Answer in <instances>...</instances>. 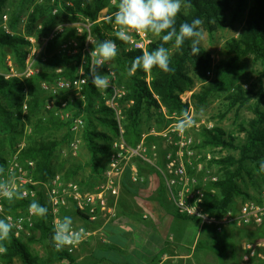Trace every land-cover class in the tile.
Listing matches in <instances>:
<instances>
[{
	"label": "trees",
	"instance_id": "trees-1",
	"mask_svg": "<svg viewBox=\"0 0 264 264\" xmlns=\"http://www.w3.org/2000/svg\"><path fill=\"white\" fill-rule=\"evenodd\" d=\"M8 1L0 0V18ZM21 1L34 2L25 25L28 35L38 27L36 36L43 37L56 25L74 24L80 18L88 21L90 26L89 32L85 30L82 34L74 28L67 29L65 33L48 42L46 58L37 63L38 73L25 79L5 78L0 75V136L2 137L0 164L5 166L6 171L10 162L15 159L27 168L28 175L33 181L46 182L59 174L64 181H73L85 191H92L96 183L100 182L109 152L108 144L119 135V128L115 110L108 107L105 101L99 105L95 104L96 99L102 97L100 90H97L91 81L90 57L88 53L83 54L82 51L89 35L95 43L106 39L114 40L120 49L115 59L117 73L114 75V80H111L118 89L124 91V95L117 100V107L120 110L122 137L130 146L138 143L142 133L149 131L152 119L156 122L154 129L160 131L173 122L166 116L179 117L182 110H188V105L182 104L179 96L190 91L194 85L190 71H194L196 76L203 80L199 91L193 92L190 97L195 111H200L211 97L222 93L225 94L227 109L247 108L251 117L239 124L236 136L226 135L218 127L203 128L195 135L199 140L196 148L203 151L219 148L220 151L236 152L235 156L228 154L224 158H212L209 163V167L215 166L218 176V181L211 185L216 189V194L207 197L205 202L206 210L210 215L220 218L226 211L236 210L237 198H241L243 203L258 201L260 192L264 190V172L260 171L258 163L264 159V0H250L243 28L236 39L224 45L227 58L220 60L211 68V79L206 77V72L210 69L208 56L203 50L198 56H193L190 41H186L181 48H174L172 51L171 43L165 45L171 51V72L163 73L159 69H153L152 73L148 74L138 70L134 75L129 76L128 70L132 60L143 53L139 50H126L128 44L121 42L115 36H110L114 25V20H110V17H113L117 10L118 0H115L114 5H111V0H70L71 6H66L65 0H41L40 3H35L36 0ZM186 2L191 7L186 10L187 15L182 8L177 18V29L181 23L185 21L190 23L199 18L202 21V31L212 35L238 21L244 13L248 0H186ZM54 7L59 9L52 14ZM105 9L107 11L101 17V12ZM20 16V9L9 16V28L15 32L14 34L0 28V56H4L5 51H10L21 70L24 68L25 49L29 43L25 37L16 33ZM71 39L79 43V52L53 54V48L57 44ZM161 44L163 41L156 37L146 50H155ZM82 61L85 62L84 65ZM81 69L85 70L87 80L82 90L84 109L79 110L66 122L56 118L53 112L47 111L48 113L43 114L48 96L43 91L42 84L52 83L57 77L73 79ZM147 75H149L148 83L145 80ZM104 91L110 99L113 91L110 88ZM69 107L67 106L66 109ZM77 117L83 120L81 139L88 157L85 167H89L88 176L82 177L79 175L83 169L80 165H70L64 169L63 164L58 166L55 162L56 152L61 144L68 145L71 140L70 129L67 128H70L72 120ZM26 127H29V133H26ZM64 128L67 129L64 138L60 141L55 139L53 132ZM26 134H29L30 141L19 149V141ZM152 141L154 138L147 140L149 143ZM29 162L33 164L32 167L27 165ZM128 176L127 171L122 186L132 192L134 187L128 183ZM32 200H37L46 207L42 191H37L36 198H24L12 204L5 203V211L14 216L24 214ZM66 215L73 218V225L79 223L78 214L72 206L62 210L61 218ZM173 216L176 219L198 223L196 219L175 212ZM47 219L48 217H36L31 230L32 236L27 239H15L12 235L10 242H6L7 252L0 254V264H15L16 260L20 264H53L63 257L69 258L71 264H102L100 261L77 262L76 254L70 256L55 252L52 244V229ZM204 230H210V235L220 238L221 232L217 233L212 228H203L202 231ZM33 243H40L45 248L44 257L32 253L30 247ZM49 250L54 251V255L49 254Z\"/></svg>",
	"mask_w": 264,
	"mask_h": 264
},
{
	"label": "built area",
	"instance_id": "built-area-1",
	"mask_svg": "<svg viewBox=\"0 0 264 264\" xmlns=\"http://www.w3.org/2000/svg\"><path fill=\"white\" fill-rule=\"evenodd\" d=\"M65 2L66 6L72 5L70 0H65ZM87 31L89 32V30ZM6 32L9 33L8 31ZM60 32H62L61 27L53 28L44 38L45 44L54 39ZM90 41L91 37L88 35L83 49V52L86 51L88 54L91 52L88 48ZM150 42L148 35H135L133 41L128 44L127 49L131 48L143 53ZM69 45L74 48L68 54L77 53V41L71 40L68 44H64L62 46L63 51ZM43 48L39 49L35 46L31 48L21 74L12 73L4 77L25 79L38 73L37 58ZM82 64H84V61H82ZM85 74L83 69H81L79 74L73 79L68 80L63 77H57L52 83H43L42 89L48 96L44 106L45 110L55 111L56 108H59L63 111L60 118L62 120H70V115L65 113L68 102L62 100L58 95L60 92H82L87 84ZM211 76L212 69L210 68L206 72V77L211 78ZM111 78L114 80V77ZM145 80L147 83L149 82V75H147ZM109 88L113 91V95L108 99L106 105L115 110L119 135L108 144L109 152L104 163L105 167L102 171L100 182L92 191L81 189L73 181H64L59 174L46 182L33 181L28 175L27 168L19 164L15 159L10 162L8 167L7 173L16 178L18 185L26 193L25 198H36V192L42 191L45 205L49 210L47 221L52 229V234H54V221L61 218L62 210L72 206L78 214L79 223L73 226L76 229L83 227L87 232L86 239L79 246L71 249L65 248L60 252L54 249L55 252L73 256L93 236L102 237L103 226L118 217L115 199L118 197L120 188L125 181V173L128 171V183L132 186L144 182L134 162L147 165L156 171L162 180L164 190L174 212L178 215L198 220L200 230L212 228L217 233H220L225 227L230 225L260 226L263 224L264 190L260 192L258 201H248L240 204L236 210H228L220 218L208 213L205 202L208 199L207 197H213L216 194V189L211 187V185L218 181L215 166L209 167L212 157L210 153L196 148V142L190 131L181 134L176 130L175 121L178 117L175 115L166 116V118L173 120L166 128L160 131L150 129L141 134L138 143L134 146L128 145L122 137L123 129L120 124V110L117 107V100L124 95V91L118 89L113 83H111ZM191 94L192 91H188L179 96L181 103L188 105V108L191 107ZM82 128L83 120L81 117L72 120L70 131L73 134L78 133ZM26 130L28 133L30 132V129ZM149 138H154V141L147 142ZM80 145V140L76 139V136H72L68 149L73 154H76ZM23 146V144L20 145V148ZM27 165L29 167L33 166L31 162L27 163ZM5 203H7L6 200L0 199V218L11 217V222L15 224L12 233L13 237L15 239L31 237V230L36 217L30 215L28 210L26 213L17 216L7 213L5 211ZM99 223L102 224L98 228L96 225ZM242 257L245 261L252 259L264 261V241L243 243ZM69 263V258L63 257L54 264Z\"/></svg>",
	"mask_w": 264,
	"mask_h": 264
},
{
	"label": "rangeland",
	"instance_id": "rangeland-1",
	"mask_svg": "<svg viewBox=\"0 0 264 264\" xmlns=\"http://www.w3.org/2000/svg\"><path fill=\"white\" fill-rule=\"evenodd\" d=\"M40 2H41V0H36L35 3H40ZM110 3H111V5H114L116 3V1L111 0ZM33 5H34V2L22 3L21 0H9L8 3H6V5L2 11V15L0 18V28L5 30V31H8L9 33L14 34L15 32L9 28V16L12 14V12L16 11L17 9H20V13H21L20 17L21 18L17 22L16 33L25 37L29 43V45L25 49V52H26L25 60L28 56V53L31 51V48L33 46H35L36 48H39V49L41 47H44L43 50H40L41 52L37 58V61H39V60L44 61V59L46 58V55H47L46 51H47V47H48V42H50L51 40L46 42V44H45L44 38L46 36L37 37L36 31H38V27L36 29H34V31L31 34H29V35L26 34L25 25H26V21H27V16L32 11ZM249 6H250V0H248L247 6L244 10V13L240 16L239 20L236 21L235 23H233L232 25L225 26L224 28H221L220 30L213 33L212 35H208L205 31H202L203 32V39L200 42V49L203 50L206 53V55L208 56L209 61H210V68H213L220 60L227 58V56L225 55L224 45L227 42H229L230 40L236 39L238 37L240 31L243 28L244 21H245ZM58 9H59V7H54L52 10V14H55ZM106 11H107L106 9L103 10L101 12L100 16L101 17L104 16ZM58 26L62 28V32H60L56 37L65 33V31L67 29H70V28L76 29L77 32H78V30H80V32H78V33L82 34L85 30L86 31L89 30L90 25H89L88 21L80 18V20L77 23H74V24L63 23V24L56 25L55 27H58ZM112 30L113 31L110 34V36H115V26L114 25L112 26ZM148 38L150 39V41L156 39V37L151 36V35L148 36ZM71 40H75V39H71ZM71 40L62 41L59 44H57L53 48V50H54L53 54H65V53L68 54L69 52H72L74 47H72L71 45L67 46L65 48V51H63V49H62V46L64 44L65 45L68 44V42H70ZM94 45H95V41L91 37V41L89 42V45H88L89 50L92 51ZM76 49H77V52H79V43L78 42H77ZM83 49H84V47H83ZM173 49H174V47L171 49V51ZM83 54H87V52L84 51ZM25 60H24V64H25ZM90 60H91V57H90ZM84 64H85V62H84ZM91 67H92V64L90 61V68ZM23 70H24V68H22L20 70V67L18 65L16 58L14 57V55L10 51H5V55L0 56V75L8 76V75H11L12 73H15L16 75H18V74H21L23 72ZM83 71L85 72L84 69H83ZM98 71L101 74L111 73L109 78H110V81L112 83L111 77H114L115 73H117L115 60L113 62H111L110 65H106L103 68L98 69ZM58 72H60V71H58ZM190 75L192 76V78L194 80V85L190 91H192V93L199 91L200 86L203 83V80L199 79L196 76V73L194 71H190ZM100 93H101L102 98L96 99V101H95L96 105H99L103 101H105V104H106V102L109 99V98H107L106 92L104 90H100ZM58 96L62 100L68 102V106H70V107L68 109H65V113H68L70 115V117H72L75 113H77L79 110L84 109V107H85L82 92H80V93H77V92H60ZM224 97H225L224 93L219 94V96L211 97L208 100L206 106L201 108V110H203L202 115H201V110L195 111L192 105L190 108H188V110H190L194 113L195 118L197 120V126L194 129L190 130V134L194 140L196 139L195 138L196 133H198L199 130H201L203 128L212 129L214 127H218L220 129H222L226 135L232 134V135L236 136L239 124L242 121L249 119L251 117V114L247 110V108H242V109L233 108L231 110L227 109V107L225 105ZM45 112H47V110H45V108H44L43 114ZM48 112H50V113L53 112V115L63 122L67 121V119L62 120L60 118V115L63 114L62 113L63 111L59 108H56L55 111H48ZM56 114H58V115H56ZM24 121H26V124H27V120L25 118H24ZM150 125H151L150 129H154L156 127V122H154V119H152L150 121ZM26 129H29V127L28 128L26 127ZM67 129H70V128H67ZM67 129L64 128V129H60V130H55L53 132L54 133L53 137L60 141L66 135ZM99 129L103 130L102 128H99ZM82 130L83 129H80V131L78 133H75V134H73L69 130V132L71 134V138H72V136H76V139L80 140V142H81V145L79 147V151L76 154H73L72 152L69 151L68 145L61 144L58 151L56 152V160H55L56 165L61 166L63 164L64 169L66 167H70V165H80L83 168L79 173V175H81V177L84 175H87L89 173V167L88 166L85 167V165H86L85 162H86L88 157H87V153H86L84 147L82 146V139H81ZM26 133H28L27 130H26ZM28 135L29 134H26L24 138L20 139V141H19L20 144L18 146L19 149H20V145H22V144L24 145L25 143H28V141H30ZM1 138L2 137L0 136V139ZM31 142H32V140H31ZM195 142L198 143L199 140L196 139ZM204 151L207 153H210V155L213 159L224 158L228 154L234 155V156L236 155V152H234V151H229V152L220 151L219 148L212 149V150L208 149V150H204ZM134 165L138 168V171H139L140 167H144L143 165H141L138 162H134ZM151 171H153V170H151ZM97 184H98V182L96 183V185ZM166 196H167V194H166ZM166 196L164 193L160 194V200H161L160 203H161L162 207L168 212V214H171L173 207L167 201ZM241 200H242L241 198L236 199L235 207L239 206L240 204L243 203ZM173 211H174V209H173ZM167 228L168 227H166L165 229H167ZM168 231L172 235H174L177 239H178V235L180 233L183 235V240H184V243L186 244V246L179 248L181 253H184V252L189 253L190 248L192 247L193 244H194L193 248L196 249L197 245H199L201 238H202V233L200 231L199 224L196 222H193V221H184V220L176 219L174 221V223L172 224V226H170V229H168ZM241 242H242V239H241L240 243ZM247 242H250V241H247ZM237 243H239V241ZM193 248H192L193 258L190 261L175 259V260H168L166 262V264H205V263H202L201 261L199 262L197 260L199 254L201 256L202 250L198 248V249H196V252H195V250H193ZM30 249H31L33 254H36L39 257H42V256L44 257V255H46V250L44 247L41 246L40 243H33L31 245ZM54 253H55L54 251L49 250V254L54 255ZM203 253H206V252H203ZM15 264H20V262L18 260H16ZM69 264H71V263H69ZM207 264H210V262Z\"/></svg>",
	"mask_w": 264,
	"mask_h": 264
},
{
	"label": "crops",
	"instance_id": "crops-1",
	"mask_svg": "<svg viewBox=\"0 0 264 264\" xmlns=\"http://www.w3.org/2000/svg\"><path fill=\"white\" fill-rule=\"evenodd\" d=\"M87 163L88 158L85 164ZM143 166L140 167L139 174L144 182L133 186L132 192L121 186L115 199L117 219L103 226L102 237L93 236L79 248L75 255L77 262L166 264L168 260L190 261L193 258L194 244L189 253H181L179 248L186 246L183 235L180 233L177 239L168 231L176 218L173 216V209L168 214L160 203V194L164 193L166 196L162 180L154 169ZM166 198L170 203L167 196ZM101 224L96 227L99 228ZM166 227L168 228L165 229ZM200 231L202 238L196 247L202 250L201 256L199 254L197 258L199 262L264 264V261L257 259L245 261L242 257L243 243L264 241V223L260 226H227L219 234V239L210 235V230ZM196 249L193 248L195 252Z\"/></svg>",
	"mask_w": 264,
	"mask_h": 264
},
{
	"label": "clouds",
	"instance_id": "clouds-1",
	"mask_svg": "<svg viewBox=\"0 0 264 264\" xmlns=\"http://www.w3.org/2000/svg\"><path fill=\"white\" fill-rule=\"evenodd\" d=\"M190 7L186 0H118L117 10L113 17H110V20H114L115 36L118 40L130 44L135 35H151L163 41L160 47L152 51L145 50L141 56L132 60L128 70L129 76L138 70L148 74L152 73L153 69H159L163 73L171 72V51L165 47L169 43L179 49L186 41H190L191 54H200V42L203 39L202 21L199 18L190 23L185 21L177 29V18L182 8L187 15L186 10ZM119 51L114 40L106 39L95 43L89 57L92 64L91 81L97 90H107L111 86V73L101 74L98 69L110 65L117 58ZM196 126L197 120L190 110H182L175 122V128L181 134ZM258 163L260 171L264 172V159ZM25 196L26 193L20 188L16 178L8 174L5 166L0 164V199L12 204L23 200ZM28 211L37 218H47L49 212L48 208L37 200L30 202ZM73 224V218L67 215L54 221L52 244L57 252L79 246L86 239V230L83 227L76 229ZM14 227L11 217L0 219V254L7 252L6 242H10Z\"/></svg>",
	"mask_w": 264,
	"mask_h": 264
}]
</instances>
